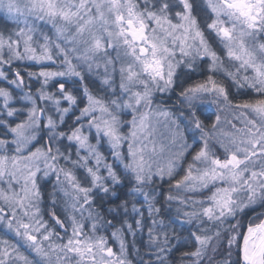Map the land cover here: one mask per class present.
Masks as SVG:
<instances>
[{
	"label": "snow or ice",
	"instance_id": "6c2138e0",
	"mask_svg": "<svg viewBox=\"0 0 264 264\" xmlns=\"http://www.w3.org/2000/svg\"><path fill=\"white\" fill-rule=\"evenodd\" d=\"M206 5L210 10V22L206 23V28H202L193 14L195 6L190 0H0V11L11 17L17 25L21 18L24 23V27L9 33L7 38L0 33V65L10 67L15 61L22 60L55 63L63 56L58 67L64 69L28 72L29 78H43L41 88L35 93L31 90L24 92L18 98H14L7 88L0 87L4 110L0 127L6 129L5 137L11 134V139H0V153H3L0 154V183L7 185L6 188H0V201H3V206H0V224L6 220V228L19 238L18 243L10 247L7 241L3 242L6 247L0 249V264H15V259L22 260L24 264H51L53 255L57 264H131L126 257L124 239L119 234L122 229L112 233L120 243L119 255L108 246L104 236L95 235L101 224L91 210L87 217L93 221L91 234L85 232L89 226L83 222L84 212L93 203V190L108 193L105 180L110 179L113 185L121 182L113 164L104 163L107 176L99 175L104 157L98 145L101 139L106 138L116 160H129L124 168L135 180L133 193L141 192L142 186L151 182L156 175L163 179L165 169L158 168L154 173L152 163L145 159L144 150L154 136V131L150 130L146 122L148 114H141L138 122L136 113L141 107L151 108L156 91L163 93L172 89L181 65L187 64L192 68V63L186 58L195 61L198 57L211 61L208 66L210 73L223 71L238 88L254 90L257 98L235 105L252 117L245 116L241 128L236 129L233 125L234 133H224L222 138L213 136L210 139L196 115L199 107L197 102L214 94L216 99L212 103L222 98L231 105L226 88L214 79V75H209L204 82L191 85L179 94L189 110L188 123L201 132L203 146L194 153L185 175L175 181L174 187L193 195H202L205 190L211 192L210 196L201 200L167 197L169 201L177 199L184 207L191 206L193 209L182 215L187 218L188 224H196L197 231L191 233L196 247L192 252L183 253L182 258L191 259L193 264H204L207 256L211 264L219 248L221 233L225 231L231 233L227 241L229 254L235 245L240 253L241 264H264V220L255 224L250 222L246 230L242 229L239 221L227 224L229 219H236L246 208L258 204L264 206V0H206ZM174 9L178 10L173 14ZM29 17L51 24L55 29L56 40L60 42L42 34L44 42L39 44L37 54L38 49L33 46L37 28L34 21L32 24L28 22ZM205 30L215 33L235 71L224 66L223 60L206 38ZM68 44L73 47L69 48ZM5 47L7 53L4 52ZM81 47L82 56L76 59L88 63L89 70L97 56L108 57L106 66L112 65L113 71L115 64L120 63V89L122 96H127V99L104 102L85 88L87 104L75 118L78 126L70 132L57 133L58 124L51 115L45 119L47 109L38 105L37 94L41 103L49 101L56 106L62 125L65 114L77 104V97L66 90L65 83L58 85V93L46 92L44 88L55 77H79L83 80L81 72L77 71L78 65L73 64L71 58V54L80 51ZM109 50L116 52L115 58L109 56ZM177 51L180 59L176 58ZM0 78L7 79L8 74L0 70ZM8 83L15 85L16 89L22 88L24 78L19 70L14 71V78ZM103 83L110 84L111 80L106 78ZM14 99L21 104L20 108L10 106ZM61 100L66 101L68 107L60 108ZM125 109H131L133 113V119L128 122L132 125L128 137L119 131L123 123L120 114ZM162 115L170 117L167 111ZM19 116L25 118L14 126L9 123L8 118ZM84 119H87V125L80 123ZM172 123L176 126L173 132L175 144L182 140L183 133L174 120ZM85 127L95 129L97 144L90 142L89 135L84 132ZM216 127L217 123L214 122L211 128L215 130ZM43 132L48 133L47 148L28 151ZM64 137L69 142H75L76 160H71V152L66 155L58 146L53 147ZM213 139L223 149V159L217 155ZM125 141L128 142L127 157L121 151V144ZM138 141L142 147L136 146ZM190 147L181 143L180 150L169 159L166 172L170 179ZM155 150L154 147L153 152ZM9 151L13 153L10 156L7 154ZM160 151H164L163 147ZM24 152L28 154L25 156ZM81 152L85 154L81 155ZM93 159L94 165L90 167ZM61 160L66 164L71 163L73 169L84 168L87 173L84 179L91 177V187H82L73 170L59 167ZM41 172L44 177L55 174L53 196L57 194L55 189L58 187L59 192L71 201L70 204L66 201L69 214L65 220L56 212L50 214V219L54 221L52 226L43 219L39 207L41 192L37 177ZM21 181L23 184L17 190L16 186ZM144 195L149 204V215H153L154 211L158 213L159 209H153L149 195ZM81 200L83 203H80ZM52 202L55 205V199ZM5 207L10 209V214L5 212ZM177 211L179 213L181 210ZM77 213L80 219H77ZM69 223L71 235L66 243H52L53 237L63 240L56 232V227L68 235ZM135 223L137 228L141 226L140 219ZM152 223L154 226L157 221L153 220ZM205 224L208 226L204 227ZM108 227H112L111 222H108ZM127 228L133 231L131 224H127ZM153 230V227H149V237L155 243L160 236H154ZM168 239V234L163 233L165 245ZM20 247L26 248L32 259L21 254ZM163 251L164 248L158 249V252ZM222 264H229V261Z\"/></svg>",
	"mask_w": 264,
	"mask_h": 264
},
{
	"label": "trees",
	"instance_id": "16d2710c",
	"mask_svg": "<svg viewBox=\"0 0 264 264\" xmlns=\"http://www.w3.org/2000/svg\"><path fill=\"white\" fill-rule=\"evenodd\" d=\"M190 2L194 3L195 6L193 14L197 17L201 27L206 28L208 15L206 14L207 9L203 0H190ZM176 10L178 9L173 10V14ZM7 28L8 25L0 20V29L6 30ZM205 36L207 39H210L212 33H209L207 30H205ZM13 65L17 68L14 69ZM13 65L8 67L12 70L10 75L13 76L14 71L19 69V72L24 78V85L22 88H26V86L29 85L27 88H29L31 91H34V89L39 86L37 85L38 80H33L31 78L30 80L26 81L25 72H30L37 68L27 65V63H15ZM18 66H25L27 69H21ZM9 69H6V71H9ZM209 75H214L215 80L226 88L229 100L234 106L242 103L245 100H254L257 98L254 90L246 87L238 88L236 84L230 80V78H227L222 74H213L210 72L207 74L205 66L201 63L197 70L186 72L175 81L172 89L169 91L167 98L165 99L166 106L175 115H179V106H181L180 103L182 101V98L179 95L180 92L191 85H195L198 82H203ZM27 82L30 83L28 84ZM0 87L4 88L6 87V84L0 81ZM65 87L66 90H72L75 95L79 97L81 95V91H83L82 88L91 89L94 93H96V95H99L101 92L95 77L89 75H86V77L83 78L81 86L76 85L75 82H66ZM198 105L199 107L197 108L196 115L202 122L203 128L210 129V126L214 121V112L210 110L205 104ZM67 121L69 120L67 119L65 124ZM186 137L188 141L192 140L196 142V140L191 137L190 132H187ZM199 149L193 147L189 150V152L186 153L185 158L171 179L167 177L145 183L142 186L143 190L139 193H133L132 191L135 186V180L132 174L125 168H122L118 164L114 163V171L117 172L121 182L119 184L113 185L110 179L105 180L104 184L109 188L108 193H104L99 189L93 190V203L91 204L90 209L85 210L87 214L84 212L85 223H89L90 219H87V217L88 212L91 210L93 215L98 217V223L101 224V227L97 233H99L100 236L107 238L109 244L113 248L114 242H112L111 239L114 237L112 236V233L117 229H122L119 234L124 239L126 257L131 261V264H161V261L162 264H193L191 259L182 258L183 253L192 252L196 247L194 237L191 236L192 232L197 231L196 224L195 222H193L191 225L188 224L187 218L182 215L183 212L192 211L193 209L191 206L184 207L178 202L177 199L169 201L167 197L172 196L174 198L183 197L186 199L201 200L211 195V192L207 190H205L202 195H193L190 192H186L184 189H177L174 187L175 181L181 179V177L185 175V169L191 162L194 153ZM74 171L77 174L76 177L80 181L81 186L89 187V184L91 183V177H88L87 180L83 178V182L81 180L83 176L85 177L87 175L85 169L79 168L75 169ZM54 184L55 179L50 177L48 179L42 180L39 186L41 192V213H43V215L47 214L46 218L51 224L50 226L54 225V221L50 219V214L52 212H56V214L62 220H65V217L60 211V207H58L56 204L53 205L52 202ZM145 193L149 195L153 209H159L158 213H155L154 211L153 215H149V204L145 201ZM177 209H180L181 211L178 213ZM263 211L264 206L259 204L250 208H246L236 219H229L227 224H236L239 221L242 229L245 230L250 222L253 224L259 222ZM137 219L141 220V226L139 228H137L135 223ZM153 220L157 221V224L154 226L152 223ZM108 222H111L112 227H108ZM127 224L132 225L133 231L128 230ZM203 226L207 227L208 225L205 224ZM226 226L227 225H225V227ZM149 227L154 228V236H160V239L155 243L150 241ZM214 230L215 229H213V231ZM56 232L62 233L64 230H59L57 227ZM165 232L168 234L169 238L167 245L163 243V233ZM230 234L231 233L222 231L219 248L216 255L213 257L211 264H222L224 261H229V264H241L240 253L238 249H236L235 245H233V250L231 254H229L227 241ZM4 241L8 242L7 246L9 247L18 243V240L13 237V235L7 233L0 227V249L6 247V245L3 243ZM159 248H164V251L158 252ZM19 251L21 254L26 255L29 259H31L32 256L29 254L26 248L20 247ZM209 255L211 256V250H209ZM15 264H24V262L22 260H16ZM204 264H209V258L207 256L204 258Z\"/></svg>",
	"mask_w": 264,
	"mask_h": 264
},
{
	"label": "rangeland",
	"instance_id": "374dc122",
	"mask_svg": "<svg viewBox=\"0 0 264 264\" xmlns=\"http://www.w3.org/2000/svg\"><path fill=\"white\" fill-rule=\"evenodd\" d=\"M203 2H204L205 7L207 9L206 0H203ZM206 14L208 15V21H207V23H208V22H210V10L207 9ZM0 20H2L3 22H5L8 25V28L6 30L0 29V33H2L5 38L8 37L9 33L14 32V31H18L19 27H24L23 18H21L20 24L17 25V23L14 20H12L11 17L7 16V14H5L2 11H0ZM33 21H34L33 17L28 18V22L30 24H32ZM173 22L176 23L177 21L173 20ZM34 26L37 28V33L34 36L35 42H34L33 46L37 47V49H38L37 54H39V47H38L39 44H42L44 42L43 38H42V34H47L50 37H52V39L55 42H60V41L56 40L55 29L52 27L51 24L44 22V21L35 20ZM13 38H15V37H13ZM208 41L211 44L212 48L217 52V54L223 60L224 66L227 68H230L232 71H235V68L232 66V63L230 61H228V59L226 57L225 50L223 48V45L220 43L219 39L215 36V33H212V36L210 39H208ZM67 46L69 48L73 47L72 44H68ZM22 50L23 49L21 46V51ZM4 52L7 53L6 47L4 49ZM82 53H83V47L80 48V51L72 53L71 54L72 62H73V64L78 65L77 71L81 72V75L83 76V78L86 77V75L95 77V79L98 82L99 90L101 91L99 95H96V93H94L91 89H87L88 92H90L94 97L102 99L104 102H108V101H111L113 99H117V100H121V101L123 99H127V96H122L121 89H120V84H121V76H120V72H119V68L121 66L120 63L115 64V71H113L112 65L106 66L105 61L108 57L97 56L96 59L91 62L92 68H91V70H89L88 63H85L82 59H79V60L76 59V57L82 56ZM109 56L111 58H115L116 52L109 50ZM5 58H7V56H5ZM176 58L180 59L178 51H177V57ZM62 59H63V56H61L59 60H56L55 63H53L51 61H43L41 63H37V62L31 61V60H22V61H15L13 64H15V63L16 64L17 63L18 64L27 63V65H31V66L37 68V69L30 71V72H35V73H39L41 70L63 71L64 70L63 68L58 67L60 60H62ZM186 59H188L192 63V68H189L187 66V64L181 65L180 68L178 69V74L174 78V83L184 73L197 70L198 66L201 63L205 66L206 72L208 74V72H209L208 66L211 63V61L208 58L201 59L198 57L195 59V61H191V58H186ZM8 67H9L8 65H0V70H4L8 74L7 79L0 78V81L6 84V87H4V88H7L9 91H11L14 98H18L24 92H27L30 90L29 88H27V87H29V85H27L26 88H21V89H16L15 85H9L8 81L13 79L14 75L13 76L10 75L11 74L10 72L12 70L9 69ZM18 67L21 69H24V68L27 69L25 66L24 67L18 66ZM13 68L16 69L17 67L13 65ZM6 69H9V71H6ZM27 74H28V72H25V80L26 81L30 80L31 78L33 80H38L37 85H39V86L37 88H35L34 91H32L35 93L37 89L41 88L43 78L42 77L41 78H37V77L29 78ZM218 74H222L223 76H225L223 71L218 72ZM241 75H243V73H241ZM106 78H109L111 80L110 84L106 85L103 83V81ZM230 80H232V79L230 78ZM82 81L83 80H81L79 77H55L49 81V84L44 88V91L49 92V93H58V85L60 83H66V82H72L73 83V82H75L76 85L81 86ZM27 83L29 84L30 82H27ZM50 85H52V86H50ZM82 90L83 91H81L80 97L75 95V93L72 90L71 91L68 90L74 96L77 97L78 102L70 110L69 113L65 114L64 123L62 125L60 124V116L56 112V106L49 101H45V102L41 103L39 101L38 94H37L38 105L40 107H44L47 109V112L45 114V119L47 118L48 115H51L53 117V119L56 121V123L58 124V127L56 129L57 133H59V132H70L73 128L78 126L75 122V118L80 115V109L83 108L87 104V97L84 95L85 89L82 88ZM133 90L135 91L137 89H133ZM140 90H142V89H140ZM170 90L165 91L163 93L156 91L154 93V96H153V102H152L151 108H149L148 106H144V107L140 108L139 113H136L138 122H139V116L141 114H144V113L148 114L146 122L149 124L150 130L154 131V136H153L152 141L147 143V148L144 150L145 151V159L149 160L152 163V165H153L152 171L154 173L158 170V168L163 167L165 169V174H164L163 178L168 177L167 172H166L168 161L173 156V154H175L177 151L180 150V144L181 143L191 146L187 152H189V150L193 147L199 149L200 146H203V141L201 140V132L199 130H196L194 128V125H191L188 123L189 110L187 109L186 105H184L181 101V103H180L181 106H179L180 107L179 115H175L166 106L165 99L167 98V95H168ZM214 99H216V97L213 94V95L205 96L202 101L197 102L198 104H205L210 110H212L214 112L213 113V117H214L213 123L214 122L217 123L216 129L213 130L211 128V126H210V129H204V131L209 134L210 139L213 136H215V138H217V139L222 138V135L224 133H230V134L234 133L233 125H235L236 129L241 128L242 127V121L244 120L245 116H248V118H252L251 115L244 112L242 109L235 107L232 104L229 105L222 98L217 103H212V101ZM10 106L13 108H20L21 104L16 103L15 99H14L13 101L10 102ZM27 106L30 107V105H27ZM65 107H68V103L66 101L61 100L60 108H65ZM165 111L170 113V117H165L164 115H162V113ZM181 114H183V115H181ZM217 116H219V121H217ZM24 118H25L24 116H19V117H15V118H8V121H9V123H11L14 126L15 123L20 122ZM180 118H182L183 120ZM0 119H4V110H3L2 98H0ZM67 119L69 121H67V123L65 124ZM88 119H91V117H88ZM120 119L123 122L120 126V129H119L120 134L125 136V137H128L130 134V131L132 130L131 123H128L133 119L132 110L131 109L123 110V112L120 114ZM173 120L176 122V124L179 125V131H181L183 133L182 140H178L175 144L173 143V132L176 130V126L172 123ZM80 123L87 125V119L81 120ZM5 131H6V129L4 127H0V139H5V138L11 139V134H9L7 137H5V135H4ZM84 132L86 135H89L90 142L92 144H97L96 132H95L94 128L89 130L87 127H85ZM187 132H190L191 137H193L196 140V142H194L192 140L191 141L187 140V137H186ZM47 136H48L47 132L41 133L38 137V140L32 143V145L29 147L28 151H35V149L39 148V147L47 148V146H48L46 143ZM197 142L199 144L200 143L201 144L199 145ZM212 142L216 143V140L213 139ZM57 146L60 148L61 152L65 153L66 155L69 152H71V160L77 159L75 142H69L67 140V138L64 137V138H61L58 142L54 143L53 147H57ZM136 146L142 147V144L138 141ZM154 147L156 149L155 152H153ZM161 147H163V149H164L163 152L160 151ZM98 150L101 152L102 156L104 157L102 164H101L100 172H99V175L102 177L107 176V170L103 167L104 163H107V164H114L115 163V164H118L120 167L124 168V164L129 162L128 159H125L123 162H120V161L115 159V157L112 155V150H111L109 143H108L106 138H103L100 140L99 145H98ZM121 151H122L123 155L125 157H127L128 142L125 141L121 144ZM216 151H217V155L223 159L224 158L223 149H221L219 147L218 143H216ZM186 153H185V155H186ZM0 154H3V153H0ZM7 154L10 156L13 153H12V151H9ZM27 154H28V152L23 153V155H25V156ZM84 154H85L84 152H81V155H84ZM93 165H94V159H93L92 164H89V166L91 167ZM58 166L64 167L66 169H71L73 171L75 170V169H73V166L71 163L66 164L63 160H61L59 162ZM41 167H42V164H41ZM74 173L77 176L75 171H74ZM50 177L54 178L56 181L55 174H52ZM50 177H44L43 172L39 173L38 177H37L38 187L40 186V182L42 180L48 179ZM83 178H84V176L81 178L82 182L84 181ZM160 179H161V177L159 175H156L153 178V180H160ZM61 180H63V176H61ZM77 180H78V178H77ZM22 184H23V181H21L20 185L16 186L17 190H19V188L22 186ZM6 187H7L6 184L0 183V188H6ZM89 187H91V183L89 184ZM55 191L57 192V194L55 196H53V193H52V201H53V199H55V201H56L55 204L58 207H60V211L62 212V215L66 219L68 214H69L68 211H66V201L69 204L71 203V201L68 200L66 197H64V195L61 192H59V188H57V190H55ZM69 191H71V190L69 189ZM80 203H83V200H81ZM0 206H3V201H0ZM39 207L41 210V202H40ZM5 212L10 214V209L8 207H5ZM85 214H87L86 211H85ZM41 215H42L43 219L47 221V218H46L47 214L43 215V213H41ZM76 215H77V219H80V214L77 213ZM83 222L85 223V220H83ZM6 223H7V221L5 220L2 224H0V227L4 231H6L7 233L13 235V237H15L19 241V238L15 236V233L13 231H9L6 228ZM86 224L89 227L85 229V232L91 234L90 233V227L92 224V220L90 219L89 223L87 222ZM49 225H51V224L49 223ZM57 233H59V235L61 237H63V240H58L55 237H53L51 242L55 243V244L66 243L68 236L71 235V224L70 223L68 224V235H65V232H62V233L57 232ZM95 235L100 236L99 233H97V232L95 233ZM111 240H112V242H114V248L109 244V241L107 239L108 246L112 247L113 251L115 253H117V255H119L120 243H119L118 239L112 238ZM241 240H242V238H241ZM45 247L47 248V244H45ZM31 259H32V257H31ZM16 260H18V259H15V261ZM51 264H57V260H56L55 255L52 256Z\"/></svg>",
	"mask_w": 264,
	"mask_h": 264
},
{
	"label": "water",
	"instance_id": "95a60500",
	"mask_svg": "<svg viewBox=\"0 0 264 264\" xmlns=\"http://www.w3.org/2000/svg\"><path fill=\"white\" fill-rule=\"evenodd\" d=\"M262 220H264V214H263V218H262Z\"/></svg>",
	"mask_w": 264,
	"mask_h": 264
}]
</instances>
